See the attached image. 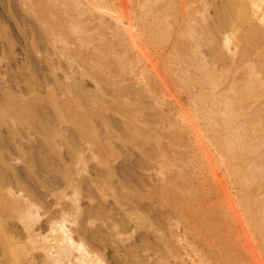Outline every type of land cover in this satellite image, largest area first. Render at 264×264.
<instances>
[{
  "label": "rangeland",
  "instance_id": "374dc122",
  "mask_svg": "<svg viewBox=\"0 0 264 264\" xmlns=\"http://www.w3.org/2000/svg\"><path fill=\"white\" fill-rule=\"evenodd\" d=\"M46 1L49 9L40 12L35 0H0V154L17 165L0 167V208H17L7 191L18 185L40 208H63L78 193L84 208H135L147 216L151 253L163 251L172 260L179 247L180 258L198 264L191 248L197 244L202 257L213 259L207 237L225 236L232 225L226 205L179 104L117 31L112 14L93 9H110L113 0ZM132 9L150 46L146 16L136 2ZM164 58L162 69L211 145L247 225L261 237L264 112L256 106L264 86L258 100L243 97L251 68L235 57L209 65L216 83ZM210 92L213 103L204 101ZM226 100L244 114L240 127L248 123L241 135L247 149L237 154L229 150L226 129L216 128ZM252 159L259 162L254 172Z\"/></svg>",
  "mask_w": 264,
  "mask_h": 264
},
{
  "label": "bare ground",
  "instance_id": "6f19581e",
  "mask_svg": "<svg viewBox=\"0 0 264 264\" xmlns=\"http://www.w3.org/2000/svg\"><path fill=\"white\" fill-rule=\"evenodd\" d=\"M35 1L40 12L49 9L46 0ZM132 2H136L146 16L144 23L152 37L150 46L138 33ZM113 4L110 9L103 6L93 9L102 15L112 14L117 31L141 57L144 67L159 80L166 95L179 104L181 118L192 133L232 222L225 236L207 237L211 250L216 252L212 253L213 259L202 257L199 245L192 247L191 244L201 262L198 264H264V230L259 237L247 225L211 145L161 65L166 55L169 64L178 68L185 66L184 70L192 72L193 76L216 83L209 65L235 57L250 63L251 68L249 84L246 83L241 95L247 98L260 95L259 88L264 86V77L258 74L264 69V0H113ZM204 99L213 103L215 94L210 92ZM230 101L221 103L220 114L224 119L218 118L216 128L226 129L224 135L229 150L237 154L247 149L241 135L248 123L244 121L245 127H240L239 116L244 114L241 115L242 111L236 110ZM256 108L258 113L264 112V101ZM236 120L240 127L237 129L229 125ZM1 121L4 116L0 113ZM255 127L259 128L258 124ZM253 161L256 166L250 168L251 172L259 166V162ZM0 167L16 170L17 165L10 164L0 154ZM7 193L17 208H0V264H197L180 258L179 247L174 250L172 260L163 251L158 255L151 253L150 221L135 208H84L78 193L67 198L63 208H40L24 185ZM117 214L122 217L119 219ZM163 243L160 244L164 247Z\"/></svg>",
  "mask_w": 264,
  "mask_h": 264
}]
</instances>
